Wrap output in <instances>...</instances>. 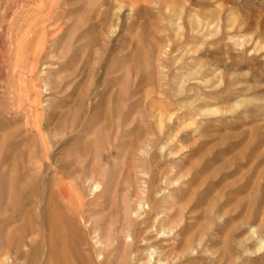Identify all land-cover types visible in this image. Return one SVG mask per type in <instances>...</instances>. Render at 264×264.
Returning <instances> with one entry per match:
<instances>
[{"label": "rangeland", "instance_id": "obj_1", "mask_svg": "<svg viewBox=\"0 0 264 264\" xmlns=\"http://www.w3.org/2000/svg\"><path fill=\"white\" fill-rule=\"evenodd\" d=\"M0 28V192L58 175L80 212L40 264H93L130 225L152 264H264V0H0Z\"/></svg>", "mask_w": 264, "mask_h": 264}, {"label": "bare ground", "instance_id": "obj_2", "mask_svg": "<svg viewBox=\"0 0 264 264\" xmlns=\"http://www.w3.org/2000/svg\"><path fill=\"white\" fill-rule=\"evenodd\" d=\"M43 1V0H42ZM45 1V0H44ZM65 1V0H64ZM36 2V1H34ZM32 3V2H31ZM44 5V4H43ZM39 7V6H38ZM34 10V9H33ZM24 11V10H23ZM6 13V12H5ZM11 21V20H10ZM26 22V21H25ZM15 28V27H14ZM1 29V28H0ZM20 31V30H19ZM1 37V36H0ZM8 37V36H7ZM10 38V37H9ZM27 60V59H26ZM21 63V62H20ZM70 65V63H69ZM55 71V70H54ZM47 72V71H46ZM16 73V72H15ZM52 73V72H50ZM59 76V75H58ZM49 78V77H48ZM20 80V79H19ZM51 80V79H50ZM60 81V80H59ZM55 82V81H54ZM45 83V82H44ZM51 85V84H50ZM65 86V85H64ZM55 87V86H54ZM57 88V87H56ZM25 90V89H24ZM49 90V89H48ZM7 92V91H6ZM52 92V91H51ZM62 92V90H61ZM67 92V91H66ZM102 92V91H101ZM10 93V92H9ZM70 94V93H69ZM68 94V95H69ZM47 97V96H46ZM52 98V97H51ZM25 99V98H24ZM44 99V98H43ZM42 99V100H43ZM23 100V99H22ZM26 100V99H25ZM53 103V102H52ZM25 104V103H24ZM27 105V104H26ZM28 106V105H27ZM12 108V107H11ZM27 108V107H26ZM52 108V107H51ZM25 109V108H24ZM44 109V108H43ZM70 109V108H69ZM133 110V109H131ZM29 111V110H28ZM48 111V110H47ZM75 111V110H74ZM115 111V110H114ZM81 112V111H80ZM45 113V112H44ZM79 113V112H78ZM84 113V112H83ZM98 113V112H97ZM96 113V114H97ZM7 114V113H6ZM89 114V113H88ZM87 114V115H88ZM112 114V113H111ZM77 115V114H76ZM75 116V115H74ZM17 117V116H16ZM88 117V116H87ZM5 119V118H4ZM76 119V118H75ZM78 119V118H77ZM80 119V118H79ZM18 120V119H17ZM29 120V119H28ZM41 121V120H40ZM74 121V120H73ZM79 121V120H78ZM18 122V121H17ZM28 122V121H26ZM30 123V121H29ZM42 124V122H41ZM33 125V124H32ZM32 127V126H29ZM41 128V127H40ZM34 128H31V130ZM41 132V130H40ZM32 133V132H31ZM43 134V132H42ZM25 138V137H24ZM45 139V138H44ZM43 139V140H44ZM22 141V140H21ZM46 141V140H45ZM44 141V142H45ZM43 142V141H42ZM46 144V142H45ZM47 145V144H46ZM49 145V144H48ZM47 147V146H46ZM45 150V149H44ZM49 152V151H48ZM10 153V152H7ZM35 154V153H34ZM37 154V153H36ZM46 154V153H45ZM40 155V154H39ZM7 156V155H6ZM33 156V155H32ZM43 156V155H42ZM47 156V155H46ZM5 157V156H4ZM41 157V156H40ZM24 158V157H23ZM26 158V156H25ZM32 158V157H31ZM37 158V157H36ZM5 159V158H4ZM6 160V159H5ZM4 160V161H5ZM33 160V158H32ZM35 160V158H34ZM42 161V159H40ZM24 161V159H23ZM27 161V160H26ZM39 161V160H37ZM5 163V162H4ZM24 166H25V161L23 162ZM33 163V162H32ZM41 163V162H40ZM52 163V162H51ZM48 164V163H46ZM45 164V165H46ZM35 166V165H34ZM41 166V165H40ZM39 166V162H38V167ZM53 166V165H52ZM21 168V167H20ZM26 168V167H25ZM33 169V168H32ZM37 169V168H35ZM34 169V170H35ZM22 170V169H21ZM20 170V171H21ZM5 171V170H4ZM3 171V172H4ZM9 170H6L5 172L8 174L9 172H7ZM27 170L24 171V173ZM37 171H39L37 169ZM54 171L57 173V171H60V168H55ZM36 172V171H35ZM41 172V170H40ZM39 172V173H40ZM38 173V172H37ZM38 173V175H39ZM43 173V172H41ZM59 173V172H58ZM57 173V174H58ZM53 174V173H52ZM87 174V173H86ZM93 174H95L93 172ZM6 175V174H5ZM20 175V173H19ZM45 175V173H44ZM90 175V174H89ZM9 176V174H8ZM25 178V176H27V173L21 175ZM20 176V177H21ZM37 176V175H36ZM58 176V175H57ZM57 176H55L54 178V184L53 185H47L44 186L43 184L40 183H36L31 181L30 183H26L25 185H20L22 183H19V186H12L9 189H7V191H5L4 189L7 187H4L6 184H1L3 185L4 189H2L0 192L1 196H7L11 199V206H12V211L10 213H8L7 216L1 218L0 217V228H7L9 233H13L14 235L17 232H20L21 234H18V236L15 239V243H17V250L20 247H24L27 245L29 247V251H31V253H27L29 251L26 250L25 254H23V256L21 255V258L23 257L25 261H23L22 263H25L26 261L28 263L25 264H34V263H38L40 264V261H38V256L42 257V252L40 253L41 255H38V251H41V248L44 250V248L46 249L47 247V253L45 256H47L48 261L50 262V260H52V258H56L53 257V254L55 255H59L57 253H54L57 248L53 249L54 247H56V243L58 240H56V234L58 235L59 231L61 232V230H64V239H62V242L66 239V240H72L73 236L72 233L70 232L69 228H73L74 227V216L73 213H80L78 211V209L74 208H69L65 209V210H61L60 209V204L59 202L61 201V204L66 205L68 204V200H67V187H63V184H61V178H57ZM7 177V176H6ZM19 177V176H18ZM17 177V178H18ZM22 177V178H23ZM38 177V176H37ZM92 177V176H91ZM96 177V176H93ZM103 177V176H102ZM16 178V180H17ZM21 178V180H23ZM49 178V177H48ZM92 179V178H91ZM95 180V179H94ZM94 180L92 183H94ZM7 181V180H5ZM14 182V178L12 180ZM97 181V179H96ZM17 182V181H16ZM23 182V181H21ZM39 182V181H38ZM67 183V182H66ZM100 183H102L100 181ZM99 182L95 183V188L96 191L99 187H101ZM41 184V185H40ZM52 184V183H51ZM13 185V184H12ZM18 185V184H17ZM68 185V184H67ZM106 188V187H105ZM101 189V188H99ZM103 190V189H102ZM101 190V193H102ZM78 191V190H77ZM82 194V193H81ZM108 194V193H107ZM170 194V193H168ZM95 195V194H94ZM106 195V194H104ZM142 195V194H141ZM157 195V194H156ZM152 191L148 190V191H143V196H144V202H149V204H152V207H154L153 205H155V202H159V200L157 199L156 196ZM83 196V194H82ZM170 195H168L169 197ZM78 198V197H76ZM81 198V197H79ZM142 196H138V200H141ZM6 199V198H5ZM72 199V198H71ZM93 199V198H92ZM105 199V197H104ZM5 201V200H3ZM7 202V201H6ZM10 202V201H9ZM8 202V203H9ZM75 202V201H74ZM92 202V201H91ZM143 202V203H144ZM162 202V201H161ZM167 202H170L172 206H175V202L174 199L169 200ZM160 203V202H159ZM166 203V202H165ZM140 205L142 204L139 203ZM145 204V203H144ZM6 206V203H3V206ZM10 205V204H9ZM82 205V203L80 202L77 208H80ZM84 205V203H83ZM165 205V204H164ZM1 206V205H0ZM171 206V207H172ZM30 207V208H29ZM50 209L51 213L49 211L44 210L45 208ZM141 207V206H140ZM151 207V208H152ZM43 208V209H42ZM143 208V207H141ZM5 210V209H4ZM152 210V209H151ZM44 211V212H43ZM3 212V211H2ZM5 212V211H4ZM7 212V211H6ZM9 212V211H8ZM49 212V213H48ZM59 212V214H58ZM102 212V210H101ZM83 214V213H82ZM85 214V213H84ZM60 217V218H57ZM152 217V216H151ZM91 218V216H90ZM89 218V219H90ZM88 219V218H87ZM89 219L87 221H89ZM93 219V218H92ZM157 220V219H156ZM148 221V220H147ZM166 222V221H165ZM28 223V225H26V227H24L22 224ZM95 225V224H93ZM96 226V225H95ZM129 226V224H128ZM143 226V225H142ZM48 227V229L46 228ZM88 227V226H87ZM99 226H97L98 228ZM128 228V235L130 236V241H127L126 238H123L122 240L119 238H116L115 240L113 238L105 237L103 236L102 232H99L98 237L95 241L94 244V248H93V258H92V263L93 264H109V262H111L112 257H116L118 258V256L120 255V252H124L122 256H120L121 259H118L116 262V264H152V261L155 260L157 258L154 257V253L156 248L151 244L154 239H156L157 237L154 238V235L148 231V230H140L138 225H130V227ZM6 229V230H7ZM46 229L48 230V234L46 236H43L41 233L43 232V230ZM57 229V230H56ZM156 229V228H155ZM74 230V229H72ZM127 230V229H126ZM124 230V231H126ZM58 231V233H57ZM97 231V230H95ZM46 233V231H44ZM74 232V231H73ZM90 232V231H89ZM37 233L38 239H36L35 237H31L29 236V238H26L28 235H33ZM75 233V232H74ZM106 233V231H105ZM127 233V232H126ZM91 234V233H90ZM95 234V233H94ZM3 235V234H2ZM92 235V234H91ZM1 236V234H0ZM13 236V235H12ZM81 236V235H80ZM121 236V235H120ZM127 237V234H126ZM159 237V235H158ZM79 237H77L78 239ZM94 237H92L91 239L93 240ZM12 239V238H11ZM5 240V239H3ZM7 240V239H6ZM10 242L7 241V245L8 247H6L7 249H9L10 247H12L13 244L9 245L8 243ZM13 242V241H12ZM65 242V241H64ZM2 243V242H1ZM6 244V243H5ZM2 245V244H1ZM0 245V246H1ZM14 246V245H13ZM23 248V249H24ZM40 248V249H39ZM6 249V250H7ZM62 249V247L60 248ZM57 250L58 251H60ZM65 249V248H64ZM55 250V251H54ZM91 251V250H89ZM18 253V251H16V254ZM62 253V251H60V254ZM73 254V253H72ZM3 252L0 250V264H16V262L18 261V257L16 256V258L13 260H9L7 261V259H5L7 256L10 257L9 255H6L5 258H3L4 256ZM44 255V254H43ZM74 255V254H73ZM15 256V255H13ZM12 256V257H13ZM44 256V257H45ZM40 257V258H41ZM43 257V258H44ZM20 258V259H21ZM42 258V260H43ZM46 259V258H45ZM55 260V259H54ZM38 261V262H37ZM45 261V260H44ZM57 261V260H55ZM159 261V260H158ZM47 262V261H46ZM53 262V260L51 261ZM21 263V262H20ZM159 263H162L159 261ZM52 264V263H49ZM58 264V263H57ZM112 264V263H111ZM114 264V263H113Z\"/></svg>", "mask_w": 264, "mask_h": 264}]
</instances>
